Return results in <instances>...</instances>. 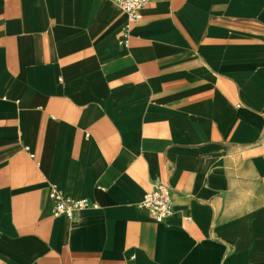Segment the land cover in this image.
Returning <instances> with one entry per match:
<instances>
[{
	"label": "crops",
	"instance_id": "obj_1",
	"mask_svg": "<svg viewBox=\"0 0 264 264\" xmlns=\"http://www.w3.org/2000/svg\"><path fill=\"white\" fill-rule=\"evenodd\" d=\"M141 15L0 0V264H264V0ZM51 187L97 207L53 218Z\"/></svg>",
	"mask_w": 264,
	"mask_h": 264
},
{
	"label": "built area",
	"instance_id": "obj_2",
	"mask_svg": "<svg viewBox=\"0 0 264 264\" xmlns=\"http://www.w3.org/2000/svg\"><path fill=\"white\" fill-rule=\"evenodd\" d=\"M122 12L130 23H138L141 18L142 10L151 0H110ZM128 34L126 33L124 39ZM32 158V156H30ZM51 203V215L53 218L64 217L72 220L75 214L90 208H96L86 199L70 200L66 198L61 191L51 187L48 192ZM140 207L147 210L149 217L157 224H165L174 215V209L171 201L170 189L159 182L152 185L151 189L143 196L139 204Z\"/></svg>",
	"mask_w": 264,
	"mask_h": 264
}]
</instances>
